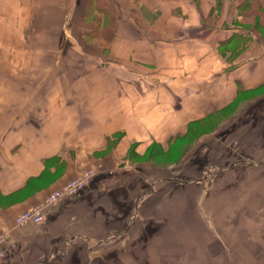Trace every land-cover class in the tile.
Returning a JSON list of instances; mask_svg holds the SVG:
<instances>
[{
	"label": "crops",
	"instance_id": "crops-1",
	"mask_svg": "<svg viewBox=\"0 0 264 264\" xmlns=\"http://www.w3.org/2000/svg\"><path fill=\"white\" fill-rule=\"evenodd\" d=\"M0 233V264H264V0H0Z\"/></svg>",
	"mask_w": 264,
	"mask_h": 264
},
{
	"label": "built area",
	"instance_id": "built-area-1",
	"mask_svg": "<svg viewBox=\"0 0 264 264\" xmlns=\"http://www.w3.org/2000/svg\"><path fill=\"white\" fill-rule=\"evenodd\" d=\"M97 170L93 167L84 169L78 175L67 180L63 185L51 190L42 203L27 207L15 217V224L40 223L44 220V207L57 202L59 199L76 194L80 189L91 183ZM4 246L14 247V242L7 237L6 233H0V257L3 255Z\"/></svg>",
	"mask_w": 264,
	"mask_h": 264
},
{
	"label": "rangeland",
	"instance_id": "rangeland-1",
	"mask_svg": "<svg viewBox=\"0 0 264 264\" xmlns=\"http://www.w3.org/2000/svg\"><path fill=\"white\" fill-rule=\"evenodd\" d=\"M96 174H97V172H96ZM173 176H174L175 178H181V177L178 176L176 173H173Z\"/></svg>",
	"mask_w": 264,
	"mask_h": 264
}]
</instances>
